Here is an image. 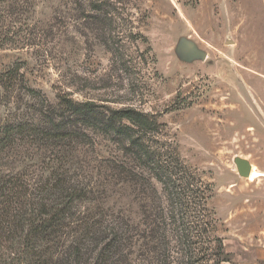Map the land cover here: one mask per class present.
Masks as SVG:
<instances>
[{
  "label": "rangeland",
  "instance_id": "374dc122",
  "mask_svg": "<svg viewBox=\"0 0 264 264\" xmlns=\"http://www.w3.org/2000/svg\"><path fill=\"white\" fill-rule=\"evenodd\" d=\"M13 70L22 88L0 87V127L15 115L38 121L61 96L100 113L148 114L157 141L213 186L208 230L226 264H264V0H0V74ZM79 133L70 148L20 144L0 155V169L28 179L46 174L43 160L63 158L98 177L119 143L91 127ZM107 195L112 210L134 218L152 205L138 188ZM148 248L140 238L129 262L158 264Z\"/></svg>",
  "mask_w": 264,
  "mask_h": 264
},
{
  "label": "trees",
  "instance_id": "16d2710c",
  "mask_svg": "<svg viewBox=\"0 0 264 264\" xmlns=\"http://www.w3.org/2000/svg\"><path fill=\"white\" fill-rule=\"evenodd\" d=\"M14 73L0 74L5 93L22 88ZM50 108L39 110L38 121L15 115L1 123L0 155L45 141L70 148L74 138L86 137L77 131L89 127L112 136L121 153L99 163L98 177H87L83 167L63 158L43 160L46 174L28 179L0 169V264H131L128 250L140 238L156 263L172 264L165 260L172 252L180 261L174 264L230 262L222 240L208 230L215 221L209 206L213 186L192 175L176 148L157 141L155 119L133 108L100 113L91 102L62 96L58 107ZM117 184L124 191L138 188L152 203L141 207L142 217L108 206L107 191Z\"/></svg>",
  "mask_w": 264,
  "mask_h": 264
},
{
  "label": "bare ground",
  "instance_id": "6f19581e",
  "mask_svg": "<svg viewBox=\"0 0 264 264\" xmlns=\"http://www.w3.org/2000/svg\"><path fill=\"white\" fill-rule=\"evenodd\" d=\"M259 176V174L258 173H256V172H253L252 174H251V180H253L254 178H257Z\"/></svg>",
  "mask_w": 264,
  "mask_h": 264
},
{
  "label": "water",
  "instance_id": "95a60500",
  "mask_svg": "<svg viewBox=\"0 0 264 264\" xmlns=\"http://www.w3.org/2000/svg\"><path fill=\"white\" fill-rule=\"evenodd\" d=\"M241 167H243L241 169H243V170L245 169V167L243 165H241ZM245 173H247V169L245 170Z\"/></svg>",
  "mask_w": 264,
  "mask_h": 264
}]
</instances>
